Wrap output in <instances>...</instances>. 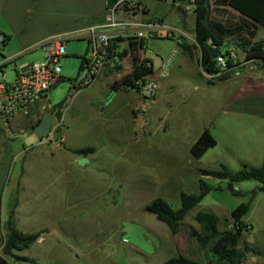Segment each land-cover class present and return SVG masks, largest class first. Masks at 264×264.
I'll use <instances>...</instances> for the list:
<instances>
[{
	"label": "rangeland",
	"instance_id": "1",
	"mask_svg": "<svg viewBox=\"0 0 264 264\" xmlns=\"http://www.w3.org/2000/svg\"><path fill=\"white\" fill-rule=\"evenodd\" d=\"M134 2L146 11L142 17L174 27L175 35L185 24L195 21L193 12H182L183 6L175 0ZM228 18L225 15L222 19L213 11L211 21L225 23ZM161 35L164 37L147 40L145 50L156 75L166 69L165 76L157 82L159 89L150 114V133L142 140L149 152L145 159L132 158L133 143L129 142L126 131L131 120L128 103L117 98L118 94L111 89L106 92L111 80L120 81L121 77L100 78L77 94L74 88L83 82L87 74L85 61L91 59L90 38L78 34L66 37V56L61 58L63 80L50 91L49 103H65V108L69 107L60 135L72 128L75 130L72 138L78 136L85 147L97 150L85 165L72 163L65 148L57 149L61 142L54 139L53 143L42 144L45 140L34 134L31 124L24 123L25 136L17 135L11 146L9 143L14 158L3 162L0 173V255L6 237L4 227L12 216L23 234L47 231L29 250L16 253L35 264H162L185 254L199 264H208L213 255L201 249L196 241L200 231L195 220L197 213L216 215L221 220L220 229L226 231L233 228L232 213L240 205L248 204L244 240L250 243L254 253L248 254L246 264H264L261 185L258 182L235 185L240 193L235 197L227 190V181L202 175L204 170H220L221 165L233 172L245 165L263 166L260 161L264 156V135L260 128L264 127V121L250 116L238 118L226 112L235 93L226 82L245 77L251 80V85L260 86L264 79L262 64L248 61L238 49V41L227 37L224 54L235 58L231 59L233 67L219 76L225 79L220 82L219 77L199 69L200 55L192 47L194 42L190 41L192 58L183 54L177 37L165 38L164 31ZM263 39L261 29L256 41ZM20 44L15 43L16 47ZM43 45L24 52L26 62H44ZM4 47L0 44L1 61ZM122 65L121 75L125 76L129 63L125 61ZM16 72L14 64L0 69V83L4 75L6 82L12 83ZM249 92L256 89L250 88ZM131 95L137 97L135 92ZM100 105L107 106V110L103 111L104 106L100 109ZM206 129L218 145L202 159H193L189 148ZM171 142L177 147L169 149L166 145ZM201 180L221 190L205 197L176 235L147 211L156 198H163L179 209L181 194H199ZM10 264L31 263L10 259Z\"/></svg>",
	"mask_w": 264,
	"mask_h": 264
},
{
	"label": "trees",
	"instance_id": "2",
	"mask_svg": "<svg viewBox=\"0 0 264 264\" xmlns=\"http://www.w3.org/2000/svg\"><path fill=\"white\" fill-rule=\"evenodd\" d=\"M122 0H108L109 6L113 7ZM211 0H196L195 14L197 16L196 23V44L195 48H199L202 53L200 67L203 72L213 75L219 72L216 60L212 58L210 50L207 45L216 48L224 54V39L235 38L238 41V49L243 51L248 61L259 62L264 69V39L256 41L259 32L264 30V0H214V5L217 12L227 15L229 18L223 24H216L209 22V15L211 11ZM130 0L125 1L120 8L130 12L133 8ZM140 6V4H137ZM221 7L230 8L239 15L234 16L228 14L226 10H220ZM224 15V16H225ZM155 36L153 39H156ZM10 39H8L9 41ZM128 41V48L122 53L118 54L120 61L128 58L132 64V71L128 74L121 75L123 72V65L116 63V68L111 69V73L115 71L121 75V80L114 83V88H128L135 87L138 81L144 77L154 73L152 68H147L148 63H152L150 59H142L140 52L146 50L147 41L130 38ZM7 40L5 41L6 44ZM4 44V45H5ZM114 48H118L117 45ZM15 61L12 62L14 64ZM88 60L85 61L87 68ZM7 67V65H4ZM228 67H233V62L228 61ZM220 82L225 81L224 77L218 78ZM214 85V84H211ZM75 92L79 89L74 88ZM130 91V90H128ZM131 92V91H130ZM61 112L65 109V103L59 104ZM40 123V122H39ZM217 140L206 129L195 144L190 149V156L193 159H202L211 149L216 148ZM74 154L80 157H88L95 153V150L83 149ZM203 177H211L219 181H227V190L235 197L240 193L235 190V185L245 182H258L261 186L259 192L264 193V165L262 167H253L245 165L242 170L238 172L231 171L225 165H221L220 170L202 171ZM214 190H221L220 187L213 188L204 180L200 181L199 194H181V207L174 209L172 205L163 198H156L148 207L147 211L154 215L157 220L165 224L173 235H176L180 226L185 222L189 214L200 206L205 197H207ZM250 212V205H240L231 215L233 228L222 231L220 229L221 220L219 217L208 212L197 213L195 220L200 227L197 236V244L203 250H209L213 255L212 260L208 264H246L248 254L254 253L250 243L244 240V234L247 229L244 223V218ZM11 216L5 224L6 237L3 247V255H0V264H10V259L22 261L26 263L35 264L34 261L28 258H22L16 255L17 252H24L29 250L33 244L38 242L43 235L47 233L43 230L35 234H23L20 232ZM241 245L243 249H241ZM162 264H199L188 257L178 256L172 258Z\"/></svg>",
	"mask_w": 264,
	"mask_h": 264
},
{
	"label": "crops",
	"instance_id": "3",
	"mask_svg": "<svg viewBox=\"0 0 264 264\" xmlns=\"http://www.w3.org/2000/svg\"><path fill=\"white\" fill-rule=\"evenodd\" d=\"M130 2L131 6H137L134 0H130ZM175 2H179L183 6L184 9H181L182 12H193L195 15V21L189 25L185 24L184 29L181 30V32L178 30L180 32L178 35H175L174 27H166L161 22L145 18V16L142 17L146 11L142 9L141 4L138 6L139 11H136L135 13H127L122 9L119 10V18L125 21L129 20L136 23L152 22L159 24L161 28L156 37H164L161 35L162 31L166 33L165 38H169L170 36L177 37L182 46L183 54H187L193 58L190 41L196 44L197 16L195 14V4L192 5L191 0H175ZM210 3L211 11L209 15V22L213 23V21H211L213 11L223 19L225 14L217 12L214 5V0H211ZM188 8L190 11H188ZM220 10H226L228 14H232L234 16L239 15L230 8L221 7ZM107 11L108 0H0V21L5 22V24L4 22L3 24H0V36L5 37L7 40L4 47L6 49L4 50L3 60H0V66H2L4 63H10L13 61H15L17 66L26 63L24 52L34 50L39 46H42L47 41L59 39L66 40L67 36L73 34H78L82 38H89L88 29L91 26H96L103 23L107 17ZM219 24L222 23L219 22ZM127 33L132 34L133 31L129 30ZM26 37L27 39L24 40ZM8 39L10 40L8 41ZM16 41L21 43L19 47H16ZM117 43L121 44L123 41H118ZM194 45L192 47H194V49H196L200 55L198 66L199 69H202L200 67L202 53L201 50L199 48H195ZM143 56H147L146 51L140 52V57L142 58ZM130 61V59L126 61L129 63L128 73L132 71V64ZM184 64H187V62ZM108 74L109 72L104 75L103 78L105 80H108L113 75H119L116 73H111L110 75ZM159 74L160 73L156 75L155 71L152 74V77L157 82L161 79ZM119 76L121 77V75ZM111 81L112 82L110 85L112 87L109 85L107 89L105 88L106 92L109 89L116 92L118 94L117 98H121L128 103V108L131 112V120L126 131L130 135L129 142L133 143L132 154H134V156L132 158L145 159L146 156H149L148 146L145 142L139 141L136 138L137 123L135 120V109L140 103V96L137 94V97H134L131 95L130 91L121 87H118L117 89L114 88V78ZM226 84L235 91L232 100L228 105V111H226L228 114L230 113L234 116H237L238 118L250 116L252 118L264 121V79L260 82V86L253 84L252 86L251 80H246L245 77H242L234 82H226ZM250 88H254V90L256 89V92H249L247 94V90L249 91ZM80 92L81 91H78V93H76L79 94ZM154 105H156V102ZM154 105L152 109L154 108ZM103 106L100 105L99 108L101 109ZM104 107L105 109H103V111H106L107 106ZM68 108L69 107L65 108V111H68ZM39 122L40 112L38 108H36L29 117L19 115L15 119L11 128H7L0 117V173L4 166L3 162L10 160L11 157L12 159L14 158L12 153L13 150L10 146L12 142H14V139H16L15 137L17 135L21 137L25 136L24 123L31 124L34 129L39 124ZM74 131L75 130H72V128H67V132L65 130V135L62 134V146H57V149L65 148V153L69 156V161H72V163L84 158L74 154L73 152L90 148L94 149L95 152L97 150L94 147H85L80 142L78 136L72 138V136L75 135ZM260 132L262 135H264V127L260 128ZM166 146L170 149L171 147H177V144L175 142H171ZM191 147L189 148V154ZM23 148L25 152H27L26 147L23 146ZM94 154L95 153L89 155L86 158L90 159L91 161L90 156ZM123 155L125 154L123 153ZM260 164L264 165V156L262 157ZM142 173H144V171H142ZM176 246H178L177 242ZM182 256L188 257L195 261L194 257L189 254Z\"/></svg>",
	"mask_w": 264,
	"mask_h": 264
},
{
	"label": "built area",
	"instance_id": "4",
	"mask_svg": "<svg viewBox=\"0 0 264 264\" xmlns=\"http://www.w3.org/2000/svg\"><path fill=\"white\" fill-rule=\"evenodd\" d=\"M127 1L122 0L115 6L111 7L108 3L107 17L105 21L99 25L91 26L88 29L91 44V59L88 60L87 74L83 82L79 84V91L94 85L100 78H103L107 72L116 68V63L130 59L131 55L124 61H120L118 54L128 48V39L135 38L137 40H149L154 38L161 26L157 23H136L129 20L119 18L120 6ZM196 0H191L192 5ZM133 9L127 13H135L139 11L138 6H131ZM123 10V9H122ZM188 11L190 9L188 8ZM132 30V34L127 32ZM6 38L0 36V44L4 45ZM66 41L64 39L47 41L43 45L45 51V60L42 63L29 64L23 63L17 67L16 78L12 83H7L5 75L3 82L0 83V117L7 128H11L15 119L19 116L29 117L33 111L38 108L40 112V121L45 115L55 118V126L50 130L49 135L42 140V144L53 143L54 139L62 141L60 133L65 127V109L61 112L58 105L49 103V93L63 80L61 58L66 56ZM118 41L123 43L118 44ZM126 44L127 47H124ZM117 45L118 48H114ZM152 59L143 56L142 59ZM221 55L216 59L219 72L213 74L215 78L221 76L229 69L228 61L234 59ZM12 64L4 63L0 69H4V65ZM147 68L154 71L153 62L147 64ZM116 73L115 71H113ZM165 70L160 72V77L165 76ZM117 74V73H116ZM158 83L149 75L135 84V87L128 88L131 92H135L140 96V103L135 109V120L137 123L136 138L139 141L144 140L151 130V110L156 102L158 95Z\"/></svg>",
	"mask_w": 264,
	"mask_h": 264
},
{
	"label": "water",
	"instance_id": "5",
	"mask_svg": "<svg viewBox=\"0 0 264 264\" xmlns=\"http://www.w3.org/2000/svg\"><path fill=\"white\" fill-rule=\"evenodd\" d=\"M207 47L214 60L218 59L222 55V52L216 48L211 47L210 45H207ZM55 123V118L50 115H45L40 123L33 129V132L40 139L46 138L49 135L50 130L55 126ZM88 162L89 160L87 158H81L78 160V164L81 166Z\"/></svg>",
	"mask_w": 264,
	"mask_h": 264
},
{
	"label": "flooded vegetation",
	"instance_id": "6",
	"mask_svg": "<svg viewBox=\"0 0 264 264\" xmlns=\"http://www.w3.org/2000/svg\"><path fill=\"white\" fill-rule=\"evenodd\" d=\"M42 140V139H41Z\"/></svg>",
	"mask_w": 264,
	"mask_h": 264
}]
</instances>
